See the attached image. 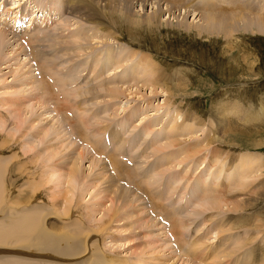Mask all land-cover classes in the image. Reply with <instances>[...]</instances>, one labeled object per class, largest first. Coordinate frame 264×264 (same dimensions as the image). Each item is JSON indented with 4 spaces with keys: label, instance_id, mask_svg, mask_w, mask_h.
Wrapping results in <instances>:
<instances>
[{
    "label": "rangeland",
    "instance_id": "rangeland-1",
    "mask_svg": "<svg viewBox=\"0 0 264 264\" xmlns=\"http://www.w3.org/2000/svg\"><path fill=\"white\" fill-rule=\"evenodd\" d=\"M193 1L194 3L196 2L200 3V6H199L200 9H204L203 5L207 4V2L209 1L212 2V0H193ZM61 4L63 6L62 14L65 17L64 13H66L67 16L69 17L68 18L66 16L68 22H70V20L72 19L75 13L80 11V9L77 6L78 5L77 0L74 3V6H71L72 4L71 3L70 5L66 7L67 5L66 0H61ZM125 6H123V9H125L127 12L129 11L131 15H132V12H134V14H137V16L139 17L141 16L142 18L144 15H142L141 12H145L146 10L149 12L152 6V3L148 7L149 9L147 8V5H146L144 11H141L139 15H138V11H140L143 8L140 1L139 2L137 0L135 1V4H134L135 7L133 6L134 10L131 8L132 6H130V8L128 6L126 7ZM193 15L194 14L189 15L188 21L196 23V20L199 19L200 16L197 17V19L195 20V16ZM172 20L174 22L177 21L176 19L174 20L173 18ZM72 23H76V25L82 24L83 25L82 28H85V29L87 28L86 30L89 31V35L90 33L92 35L95 31L97 36L93 34V36H95L96 39L94 38L90 42L84 40V42L82 41V43L78 42L80 44L77 43L80 46L86 47L84 49L82 47L84 52L82 53L80 52V55L78 52L79 56H76L77 54L73 55V53L69 51L70 52V53L68 52L69 54L65 53L68 56L64 55L63 59H60V60L67 61L69 59L68 60L69 62L67 61L69 63L67 64V66L76 62L77 67L75 68V70L77 71V77L79 79H81L82 77V74L79 68L83 64V62L80 61V59L81 60L85 59V61L90 62V64H94L93 57H103L104 58V56H106L107 53L110 52V54L106 57V59L109 58V61L113 62V66L109 65L108 62L105 60L109 67L107 69V72H104L101 75L93 77V79L90 81H87V79L84 78L82 83H79L78 80H75L77 82H74L62 73L59 75L57 73L53 74L54 73L53 71L51 73L54 79L56 77L57 84L56 83L54 84L55 90L52 87L51 89L55 95H59V94L61 95V99H60V95H59V99L57 96L59 104L65 103V100L69 101V99H72V97H74V99L78 98L77 100H80V101L72 99L73 102L71 103V105L73 106H71L68 109V112H70L71 110L73 111V113H76L77 118H78V123L81 125L86 124L89 127H92V125L97 127V128L92 127L93 129H102V127H107V129L103 133L102 138L104 137L108 139L109 135L112 132H114L116 134V137L111 138L110 140H112L115 144H117L118 148H120L124 153L127 152V142H128L127 139H131V141L133 142L131 143L130 154L132 152L133 153L137 151L140 152V154L137 157L135 156V160H133V162L134 164L140 161L143 162V164L139 166V169L143 171L142 173L144 176L142 179L137 178L138 177L137 173L135 176L132 170L125 163H123V161L120 158H116L118 161L126 165L124 168V171L127 173H130L131 178L128 174L126 175L120 174V176H117V173L112 168L113 166L110 163V160L106 155L108 153H113L114 150H108V148L106 147L107 151H104L105 154L104 153L101 154V157L93 154L94 151L92 150V148L89 147V144L85 145L86 146L85 147L84 143L81 142L77 138V136H75L72 133L73 129L72 130L68 129L69 127L68 123L66 124V122L68 121L60 120L54 116L55 112L51 111L52 106H47L49 108L47 107L45 108L40 107V109L38 108L37 110L39 111V113L40 112L41 113L40 115H38V118L36 116V122H34V124L33 123L31 124L29 120H26L23 122V124L25 123L24 125L22 124L23 127L24 126L32 127L31 130L30 131L28 130L26 134V138L28 137L30 138L31 144L26 145V147L23 145L24 146L23 148L21 146L18 148L16 144L17 142L15 141L16 140L15 137L19 136V131H17L15 135H11V134L8 136L6 135V134H9V131L17 129L16 128L17 123L14 118L15 115L13 112L11 113L10 111L12 109H15L16 107L14 104L15 102H19L22 100L23 105L27 104V101L24 99V94L29 95V92L27 93L29 88H27V86L21 83L18 75H14L13 71L20 67L19 68L20 72L21 71L27 72L29 65L28 67L23 68L24 67L23 65L20 66L19 63L15 62L13 59L9 60V58H6L4 60H0V98H1L0 99V114L2 116L4 115L3 116L4 118L0 115V122H1V127H2L0 130V135L1 136L6 135L7 137V138L5 137L6 140L9 139V141L5 143L9 145L5 147L6 153L2 155L3 156L15 155V158H16V159L13 158L14 161L8 166V169H7V172L8 171L9 172L8 173L6 172V175H5L6 179L8 180L6 183V190H5L6 194H5L4 203H6V201H9L10 205H12V208L14 209L12 213L8 215V217H6V214L0 212V222H1L0 230L1 228L3 229L0 231V234L4 235L9 230L11 231L9 232L10 235L8 234L9 238L6 239L7 242L4 243V245L0 244V261H3V260L6 261L9 259L15 260L16 258H14V256H16L18 259L22 260L23 262H26L27 264H37V262L35 261H38L39 259H41V256H43L44 254L47 255L50 253L49 254L50 256L53 255L57 257L59 256L57 253L58 250H56L57 247L64 246V244H67V243L71 244L70 242L74 240L80 241L79 240L80 238L82 239L81 241H83L85 240L84 239L85 233L89 230L90 231L93 230L91 234L92 237H90V241L93 243H90V241L89 242L87 241V243L85 242V246H87V249L85 250V253L83 256L84 259L81 258L79 259L80 261H84L90 256V251L93 249V247L94 249L96 248L98 251L102 249L103 247V249L100 250L101 253L100 251L98 252L96 249L95 250L93 249L92 251H95V255H100V257H103V258L106 256L112 257L114 260L113 264H138V262L139 264H156V263L162 264L163 262L170 263V262H173V260H176V258L178 257L181 258L183 256V253H186L184 251L182 252V249L178 247L177 243H175L177 241H174V240H177L176 239L177 236L175 234H172L171 230L169 229V227L173 226L174 220L178 222V224L180 222L179 225H182V222L184 221L183 218L185 217L184 219L185 220L187 219V222H186V226L182 229L184 233L179 235L181 239L184 240V242H182L183 243L182 245L185 248H187V246H185V242H188L189 244L190 241L191 242L193 241L192 239H194L195 237L198 238V236H201L203 231L208 234V235L206 234L208 237L209 236L210 238L214 237L215 236L214 232H216L215 229L218 228L223 231L221 233L223 237L221 239L212 238L206 244L209 247L212 245V251L217 249V250H225L227 253H233L234 255H232V259L235 260L236 262L239 261L238 264H254V263L264 264V249H263L264 248V234L258 233L259 235L256 236L255 238L256 240L253 241L250 244V246L249 245L247 247L242 246L243 240H241V242L239 241L240 239L245 238V236H247V233L242 228L233 229L232 224L236 220H241L245 217H248L250 210L248 211L245 210L243 213V210L240 208L242 206H240L239 208H236L231 203L234 196H237L238 198L240 197L239 198L240 202H245L244 198L246 197L245 194L247 192V188H246L247 186L245 185V183L248 182V180L249 181L256 180L254 183L257 184L261 180V178L264 179V169H263L264 168V120H263L264 119V115H263L264 114V33H261V34L254 33L253 34L252 32L245 31V32H239L236 35H231L229 42H231L230 44L232 47L229 48L230 47L229 44H227V42L225 41L222 35H219V36L214 35L213 37H210V38L200 37L195 30L185 31L183 29H178V28L174 29L171 26H168L170 25L169 23L164 22L163 24L164 26L162 27L163 28L162 32L153 34L151 38L148 35V37L145 40L144 39L141 40L140 42L141 46L140 44H136V43L134 44V42H133L134 45L131 46V42L129 41H132L133 39H131L130 33L125 31L123 27L119 26L117 28L119 29V33L122 34V40L114 41L107 34L109 30L107 31L106 29H102V28L97 29V25L95 24L89 23L87 21L83 22L81 21V19L79 20L75 19V21H73ZM90 24L93 27H91ZM65 27L67 28V26ZM71 28L76 29V27H73L72 25H71ZM104 30L106 31V33ZM65 33L67 32L64 29L62 36H64ZM8 35H9V38L12 37V42L15 40L16 41L15 43H19L16 39H14V36L10 35L9 32H8ZM123 35L125 37H123ZM100 37L101 38L103 37V39H101ZM59 39H60L59 42H61L62 38H59ZM45 42L46 40H44V43ZM55 43L57 44L58 42L53 41L52 44L49 43L46 46L48 47L47 51L45 52L46 55L51 53L53 48L57 47L55 46L56 45ZM41 47L44 48L43 45ZM92 47H96V48L92 50ZM225 47L229 49H225ZM57 48L60 51L59 55H62L63 51L60 50L59 46ZM117 49L119 51L115 52L117 51ZM59 51H56V52L58 53ZM136 51L137 53L148 54L149 55L147 58L148 60H153L154 63L163 65L164 71H162L161 69L160 74L163 75L165 73L167 78L166 77L160 78L161 76H159L158 73H156V76L159 82L158 83L159 86H162V88H164L165 91H162L161 87L158 89H154L155 87L152 86L151 83H147V82L145 83L146 79H144L145 78L144 76L140 75L141 77L139 76L135 77L137 80L133 79L134 78L133 75H135V72H136V64L139 61L136 55H133L135 54ZM131 52L133 53L132 54L133 57H131V55H127ZM111 53L114 54V56L111 55ZM22 57L24 59V56ZM117 57H118V61H120L121 59L119 63L115 61V58L117 59ZM71 58H74V59H71ZM24 62L26 63V61ZM13 67H16V68H13ZM129 68H131V72L130 70H128ZM142 68L144 67L140 66L139 71ZM31 69L29 73L30 77L32 74H33L32 76L37 77L38 73L36 74V68L33 67ZM179 71L180 72L182 71L179 77L175 76ZM184 72H186V74L190 76V80H192V83H189V85H187V83H184L183 81H180L181 79L180 77L182 73ZM165 74L163 76H165ZM28 75L26 77H29ZM151 76L154 78L153 73L151 74ZM159 79L161 80L159 81ZM65 82H68L69 85H66ZM175 84L178 86H176ZM128 86L129 87L131 86L132 89L131 90L130 88L126 89V87ZM98 87L99 89L97 90ZM108 88H114V89L121 88L122 92L118 93L119 95L116 94L118 95V98H117L116 95L114 94V91H110ZM39 90L41 89H37V92H40ZM4 91H6L7 93H5ZM131 92H133L134 94H132ZM110 93L114 95L115 98L111 97ZM62 94H65V96ZM81 100L84 102H81ZM88 100L90 101L93 100L94 104H96L97 102L99 103H97L96 105L92 104V106L89 108V104L87 103ZM80 102H81V105L83 104L82 110L86 109L85 112L74 110L75 107L76 108L79 107L81 110V106H79ZM235 103H237L239 106H241V104L243 105V107L241 106L243 110L241 114L236 109ZM8 104H11L10 105L11 107H8L9 106ZM75 104H78V105H75ZM20 107L21 106L17 108L18 111L22 110ZM247 107L248 108L250 107L251 110L248 109ZM93 108H97L99 112H97L95 114V117L91 119V114H92V111L94 110ZM8 114L9 115L12 114V115L8 116ZM193 114H195V116ZM29 117H31V115ZM43 117L45 119L46 118L47 119L49 118V119L48 120L46 119L47 120L46 121V120H43L44 119ZM51 119L56 120V122L54 120L51 121ZM48 121L50 122V124H48L49 123ZM27 122L30 124H28ZM57 122H59L60 124ZM35 123L37 126L35 125ZM54 123H57V127H59V131L61 132L59 133L58 131L59 135L58 133L56 135L55 134L53 135V131H52L53 128H50L51 126L55 125ZM43 124L44 125L46 124V125L44 126ZM177 124L181 125L182 127L179 130H177L178 128L173 130L172 128ZM218 124H220V127ZM47 125L49 126L50 131H46L48 128ZM129 125L131 126V131H136L138 135L143 136L144 140L140 142V145H139V141H136L135 138H132L133 134L130 131L128 132L127 127H129ZM33 127H34V130H32ZM41 127H43L42 130H40ZM44 127H47L46 130ZM51 131H52V134H51ZM215 131L216 133L218 132L217 135ZM223 131H226V132H223ZM32 132L36 133V135L33 137L34 139L30 137L32 136ZM57 135L60 136V138L57 137ZM1 136H0V144L2 143V139H3V136L2 137ZM54 136H56L57 139ZM215 136H219L220 137L219 139L223 140V143H222L223 146H221L222 149L221 151H219L221 153L219 154L218 152V155H220V157L219 158L212 157L211 159V155L213 156L210 150L212 146H208V145L212 144V142L215 143V141L217 140ZM50 140L51 141L53 140L54 142H51ZM62 140H65V141H62ZM180 140L181 141L184 140L186 142L183 141L181 144ZM176 142L179 144H175ZM230 142L231 144L229 145ZM34 143L37 146V147L34 146L36 147V150L38 149L37 151L35 150L34 147H32ZM59 143L61 147L57 146ZM71 143H73V146L67 145ZM168 143H170V145ZM164 144H166L165 146L168 148L166 147L163 148ZM65 145H67V147ZM70 146L72 150H70ZM157 147L160 148V151L158 150ZM197 147L199 148V150L202 148L201 151H199ZM24 148H28V149H24ZM154 148L155 150H153ZM195 148L196 150L199 151V154L197 155L192 154L193 153L192 150L195 153L197 152L195 151ZM81 149H83L84 156L86 157H84L85 161L84 160L82 162L80 161V163L78 164L79 165L78 173L81 175V177H79L78 180L80 182L81 181L80 178H81L83 179V182H80V184L79 182H76L77 185L75 184V187L73 188L74 190L73 193L75 195H73L72 201L68 202L66 201V198L64 197L65 196L70 197L72 193L68 195H66L67 193H65V189L68 186V176L66 175L65 172H68V170L70 169V168L68 169V165L71 166L74 163L75 161L74 156H76L78 154V150H81ZM53 150L54 151L56 150L55 153ZM12 151L17 154H14ZM189 151L193 156L187 153ZM27 152L30 154H27ZM38 152L39 153L41 152V155L43 158H40L41 156L40 154H39L40 156L39 155L36 156ZM42 152H44V154ZM73 152H77V153H73ZM152 152H155V153L153 154ZM155 154H158V155L154 156ZM43 155L45 157H47L46 155L50 157L51 156H54V157L53 159L49 157L50 158L49 161L46 160L44 162L43 160L42 164L43 163L44 164L43 166H41L39 162L37 164V161H39V158L40 160L46 159ZM63 155L64 157L66 155L65 163L63 161L64 160ZM27 156H29L30 158ZM123 156L128 158V156H125V155ZM183 156H185V158ZM87 157L88 159H86ZM244 157L247 159L248 158L251 159V161L253 162V165L252 167L248 168V170H244L243 168H240L239 170V167L241 165L240 163L244 159ZM70 158L71 160H69ZM24 159H26L27 162ZM27 159L29 161L31 159V161L28 162ZM32 159L34 162L32 161ZM258 160L263 161L262 162L263 166L260 165L259 167ZM98 161L99 162L101 161V162L99 163ZM31 162L37 165L32 164ZM214 162L215 164H211ZM16 163L18 164L16 165ZM50 163L52 167L50 166ZM149 163H150V166L148 167ZM63 164H65V166ZM94 164L95 166L97 165V167H95ZM57 165H58V168H57ZM33 166L39 169H36L35 167L34 169ZM65 167L67 168V170L62 171V169L63 170L66 169ZM52 168H54L53 174L55 176H52V174H50L52 173L51 172ZM55 168L57 169L60 168V169L57 170ZM90 169L91 170L93 169V170L91 171ZM161 169L162 170L165 169V175L163 176L164 174L163 173L159 175L158 177L155 171L161 170ZM237 169L241 171V175L243 174L247 175L245 179L240 178L241 175L238 174L239 171H237L238 173L235 172ZM33 170L35 172H33ZM90 173L92 174L91 176L94 178L90 176ZM42 174L47 176V180H46V177H43V176L40 177ZM109 175L114 176L115 180L113 184L108 183L109 181H111V179H109L110 177ZM33 176L35 177L37 176L36 178H34L35 181L32 180ZM182 176H185V177L183 178ZM25 179H27L26 181H28V179L29 181L31 180L32 183L29 181L26 182ZM131 180H138V182L143 187H148V188L150 187L149 189H151L152 191H150V194L148 193L149 196L151 197L152 195H155V201H154L155 204L159 206L163 205L162 210L164 211H160L159 213V211L154 207V205H152V202L150 201L147 193L144 194V192H141L140 189H138L133 184H131L130 183ZM14 181L18 183L16 184ZM97 181L99 183H97ZM222 182L225 185L226 183H229L230 185L228 184L229 185L228 187L226 186L225 188H223L221 187L223 184ZM129 183L133 185V188L138 190V191L137 190L135 191L129 188L132 190L131 192H133L135 195L137 194L136 197L138 199V202L136 201L137 203L135 204L129 203L128 201H126L127 203L124 202V200H128V198H130V196H126L125 194L126 192L125 190H129L128 189ZM9 185H12L13 187L12 186L10 187ZM22 186L24 188L23 192L27 190L25 192L27 195V198H24L26 197V195L23 196L24 193L22 194L21 193L22 190L19 189V187L22 188ZM35 186L39 190V192L37 191V189L32 190ZM96 186L97 188H95ZM189 186L190 187L192 186L190 190L191 195L190 197H188L186 202L183 204L182 210L180 211L178 209V206L182 205L180 204V202L181 200L185 198L186 196L185 194L188 192L187 188H189ZM17 188L21 192H19ZM167 188H169V190L173 191L174 193L180 192V196L177 197V201L173 203L169 202L171 197L169 198L166 196L172 193H169V190ZM209 188H210V192H209ZM216 188H218L217 189L218 192ZM161 189H163L164 191ZM9 191L11 193H9ZM213 191L214 192L216 191V192L214 193ZM219 192L226 193L225 194L227 196L226 198H228L229 200L227 203L220 201L221 199L219 197L220 196ZM12 193L15 195L13 196ZM19 193L22 195L19 196ZM100 193L102 194V196ZM121 193H123L122 195L123 198L121 197ZM9 194H10L11 199L8 198ZM59 194H62V195H59ZM50 195L52 196V199L55 201V203H53L52 199L50 200V197H51ZM113 195H115L116 197L120 199V200L117 199L118 202L117 203L115 202L114 204H112L110 201L111 199L110 197ZM156 195L159 198L156 197ZM257 195L264 199V190L261 193H258ZM17 196L20 199L16 200L15 198H18ZM97 196L101 197V200ZM59 197H60V200L62 198L64 201L61 200L62 202H58L60 201L58 200ZM199 197L200 198L202 197L204 201L203 200L201 201ZM30 198H31V201H30ZM13 200H15L16 203H14ZM41 201L44 202L42 203L43 205L38 204V203H41ZM141 201H143L145 206L143 205ZM261 201L262 200L259 198V202ZM17 202L20 204L18 205ZM21 203H23V205H21ZM25 203L27 204L30 203V205L32 206H29ZM31 203L38 204L39 206L45 207V210L49 208L47 211L44 210L45 213L42 212L43 215L41 214V219H42L41 225H40V221L38 223L35 222V226H37L36 228H38V231L37 229L34 228L35 227L34 225L26 228L27 225L29 224H25L24 229L20 227L21 221L19 220V217L22 215V213L18 214L17 211L23 210L24 208H29V207L32 208V207L37 206ZM211 203L212 204L214 203V204L212 205ZM24 204L25 206L27 205L28 207L27 206L24 207ZM116 204H118L120 208L118 207V205L116 208ZM200 204L202 207L200 206ZM219 204L220 206H218ZM47 205H49V207ZM50 205L52 206L51 207L52 209L50 208ZM126 205H131L129 206V208L130 207L131 208L129 209ZM110 206L112 207L111 213H109L111 210ZM133 206H134V209L132 208ZM143 206L144 208L142 209L141 207ZM53 207L54 208L57 207L58 209L55 208V210H53ZM172 208H174V210H172ZM199 208H201L202 211ZM166 209L169 212H167ZM194 209L195 211H198V213L193 214V215L189 214L192 211H194ZM235 209H237L238 212L239 211L241 212L236 213L237 211ZM130 210L133 212V214ZM114 211L115 212L117 211L115 215L113 214ZM170 211L173 213L174 215L173 217L169 214ZM56 212H58V214ZM137 213L141 215H138ZM83 214L85 215L83 216ZM161 214L163 215L166 214V217L165 216L163 217V215ZM144 215H146L148 218ZM122 216H124V218H122ZM108 218L111 219L110 222L107 221ZM152 218H153V221H151ZM103 221L106 223V225L109 224V226L105 227L106 229H103L104 226H106L103 224L104 223ZM43 222H46V224H48L49 226L47 227V225ZM138 222H143V223L147 222L148 224L144 223L143 225L144 226L149 225L150 227H144L142 225L143 229H141L142 223H140L139 225ZM205 222H207L208 224H206ZM135 223L136 224L138 223L140 228L137 225H135ZM37 224L39 225V227L42 226L43 229H45V227L47 229L45 231H41L40 229L41 227L39 228ZM42 224H44V227ZM50 225H53V227ZM79 225H82V227ZM133 226L134 227L137 226V227H135L134 229ZM110 227L112 228L110 229ZM124 228L125 229L128 228L131 230H128L129 231L128 232L127 230H123ZM137 228L139 230L136 231ZM208 228H213V231L211 229V232H208L209 230ZM48 229L50 230L49 234H47ZM117 229L119 231H117ZM121 229L124 232L121 231ZM50 232H52V234H50ZM57 232H59V234ZM26 234L28 238L26 237ZM254 234H256V232H252L251 236H253ZM42 235H45L46 237L48 236L49 239L47 240V242L50 241V243H46V240L42 241L40 237ZM11 236H13L12 239L10 238ZM21 236L23 237L20 238ZM98 237L100 238L102 237L104 239L102 240L101 238L100 240V238L98 239ZM40 241L42 242L41 244L39 243ZM102 241L105 243V245L104 243H100ZM59 242L61 243L58 244ZM94 242H97L98 244ZM210 242H213L214 244L209 245ZM89 243L93 246L91 245L88 246ZM99 243L101 246L102 245L103 246L102 247L99 246ZM152 245L155 246L154 249ZM98 246L101 248H99ZM191 246L197 248L193 244ZM3 250H5V252ZM197 252H198V256H197L198 259L197 261L194 262L195 264H204L205 261H206L205 264H208V263L211 264L210 260L212 256L207 255L208 254L207 250L206 251L204 250L201 252L197 251ZM25 253L28 255H26ZM255 253L258 256L257 259L256 258L253 259L251 257V255H255ZM9 254H12L14 256H6ZM9 257H12V258H9ZM166 257H168V259H166ZM192 258L193 257L191 256V258L187 260H191ZM218 260L221 261V255H219L217 259L215 258V261H218ZM38 262H40V264H43L41 261H38ZM75 263H78V262H75ZM50 264H53V263H50Z\"/></svg>",
    "mask_w": 264,
    "mask_h": 264
},
{
    "label": "bare ground",
    "instance_id": "bare-ground-1",
    "mask_svg": "<svg viewBox=\"0 0 264 264\" xmlns=\"http://www.w3.org/2000/svg\"><path fill=\"white\" fill-rule=\"evenodd\" d=\"M40 2H43L44 0H39ZM51 1H54L55 3H57V4H59V6H60V9H59V11L61 10V8H62V4H61V0H51ZM135 1L136 0H77V6H78V8L80 9V11H78L77 13H75L74 15H73V17H72V19L70 20V22H68L67 21V18L66 17H64V15L62 14V18H64V19H62L61 20V23H63V28L66 30V32L67 33H65L64 34V36H61L60 38H62L61 39V42H58L55 46H59V48H60V50H62L63 51V54H62V59H63V56L65 55V56H68V55H66L65 53H67V54H69L70 52L69 51H71V53H73V55H75V54H77L76 56H79L80 55V52L82 53V52H84V48H86V47H83V46H80V45H78V44H80V43H78V42H81L82 43V41L84 42V40H86V41H88V42H90L92 39H96V37L95 36H97V34H96V32L94 31V35L95 36H93V34L91 35V33H90V35H89V31H87L85 28H82V24H77L76 25V23H72L73 21H75V19L77 20H79V19H81V21H87V22H89V23H92V24H95V25H97V29H106L108 32H107V34H108V36L109 37H111L112 38V40H114V41H119V40H122V34L121 33H119V29H117L119 26L120 27H123V29L125 30V31H127L128 33H130V36H131V39H133L132 41H129V42H131V46H133L135 43L136 44H140V46H141V40H145L147 37H148V35L150 36V38H151V36L153 35V34H156V33H158V32H162V27L164 26L163 24H164V22H167V23H169L170 25H168V26H171L172 28H178V29H183V30H185V31H191V30H195L197 33H198V35L200 36V37H213L214 35H217V36H219V35H222L223 37H224V39H225V41L227 42V44H229V48H231L232 46H231V42H229L230 41V36L231 35H236V34H238L239 32H252L253 34L254 33H259V34H261V33H264V0H212V2L211 1H209V2H207V4H205V5H203V7H204V9H200L199 8V6H200V3H198V2H196V3H194V1L193 0H137L138 2L140 1L141 2V4H142V6H143V10L141 9H139L140 11H138V15H139V13L141 12V11H144V9H145V7H146V5H147V8L149 7V5L152 3V6H151V8H150V11L148 12L147 10L145 11V12H141L142 13V15H144L142 18H141V16L139 17V16H137V14H134V12H132V15L130 14V12L128 11H126L125 9H123V6H128L129 8H130V6H132L131 8L133 9V6H134V4H135ZM66 2H67V5H66V7L68 6V5H70L71 3V6H74V3L76 2V0H66ZM125 6V7H126ZM135 7V6H134ZM136 9V8H135ZM149 9V8H148ZM134 10V9H133ZM137 12V11H136ZM196 12H198V13H196ZM191 14H194L193 16H195V20L197 19V17H199L200 16V18L199 19H197L196 20V23H194V22H190V21H188V17H189V15H191ZM77 15V16H76ZM1 17V16H0ZM5 17L6 16H2L0 19H2V20H4L5 19ZM182 17V18H181ZM69 18V17H68ZM172 18L175 20H177L176 22H174L173 20H172ZM68 23H67V22ZM86 23V22H85ZM116 23V24H115ZM66 24V25H65ZM88 24V23H87ZM71 25L73 26V27H76V29L75 28H71ZM65 26H67V28L65 27ZM79 26V27H78ZM85 26H87V25H85ZM89 26V25H88ZM90 26H91V24H90ZM117 26V27H116ZM91 27H93V26H91ZM166 27V26H165ZM101 31V30H100ZM105 31V30H104ZM103 32V31H102ZM105 33H106V31H105ZM101 34V33H100ZM119 34V35H118ZM11 35V34H10ZM104 35V34H103ZM102 36V35H101ZM107 36V35H106ZM99 37V36H98ZM123 37H125L124 35H123ZM101 38V37H100ZM130 38V37H129ZM101 39H103V37L101 38ZM17 40V39H16ZM16 41L14 40L13 42H12V37H10L9 38V35H8V32H6L5 30L4 31H2V30H0V60H4V59H6V58H9V60H11V59H13L15 62H18L19 63V65L21 66V65H23L24 67L23 68H26V67H28V65H29V67H28V71L27 72H24V71H21L20 72V67L19 68H17V69H15L14 71H13V73H14V75H18V77H19V79H20V81H21V83L22 84H24L25 86H27V88H29L28 89V91H27V93L29 92V95L28 94H24V99L27 101V104H25V105H23L22 104V100L21 101H19V102H15L14 104H15V109H12L10 112L12 113H14V115H15V120H16V128L17 129H14V130H11V131H9V134H6L7 136L8 135H15L16 134V132L17 131H19V136L17 137H15L16 138V144H17V146H18V148L21 146L22 148L25 146L26 147V145H29V144H31V141H30V138L28 137V138H26V134H27V131L29 130H31V128L32 127H29V126H22V124H23V122L24 121H26V120H29V122L32 124H34V122H36V116H37V118H38V115H40V113H39V111L37 110L38 108L40 109V107H43V108H45V107H47V106H52V108H51V111L52 112H55V114H54V116L56 117V118H58V119H60V120H63V121H68V122H66V124L68 123V129H73L72 130V133L75 135V136H77V138L81 141V142H83L84 143V146L85 145H87V144H89V147L90 148H92V150L94 151L93 152V154H95V155H98V156H100L101 157V154H103L104 153V151H107L106 150V144H105V142H109V140L111 139V138H115L116 137V134L114 133V132H112L110 135H109V137H108V139H106V138H102V136H103V133H104V131L107 129V127H102V129H93L92 127H89L88 125H86V124H79L78 122H76V121H74L73 120V118L71 117V116H68L67 115V113L65 112V110H64V104L66 103V101H68V100H65V98H64V100H65V103H63V104H59V102H58V99H59V95H55L54 93H53V91H52V89H51V87H50V85L47 83V81H46V79H44V70H45V68H43L44 70H43V73H41V71H42V65H39V66H35V65H33L32 63H30V60H29V58L30 57H32L33 58V56H31V54L29 53V52H27V50L25 49V47L23 46V44L22 43H15ZM55 42V41H54ZM133 42H134V44H133ZM13 43H15V44H13ZM78 43V44H77ZM86 43V42H85ZM130 44V43H129ZM226 44V45H227ZM83 45V44H82ZM92 45V44H91ZM90 45V46H91ZM55 46H53V47H55ZM228 46V45H227ZM82 47H83V49H82ZM50 48V47H49ZM96 47H92V50L93 49H95ZM229 48H227V47H225V49H229ZM73 50V51H72ZM86 50V49H85ZM50 51V50H49ZM57 51H59V50H57ZM61 51V52H62ZM69 52V53H68ZM78 52H79V55H78ZM139 52V51H138ZM52 53H56V54H60V51L57 53L56 51L55 52H51V54ZM44 54V53H43ZM133 53L131 52V53H129V54H127V55H131V57H133V55H136V57H137V59L139 60L138 61V63L136 64V72H135V75H133L134 76V78L133 79H136L135 77H137V76H139V77H141V76H144L145 78L144 79H146V81H145V83L147 82V83H151V85L152 86H154L155 88L154 89H158V88H160L161 87V89H162V91H165L164 90V88H162V86H159V82H158V79H157V76H156V73H158V75L159 76H161L160 78H162V77H166L167 78V76H166V74H165V76H163V75H161L160 73V70L162 69V71H164V69H163V65H161V64H158V63H154L153 62V60H148L147 58H148V54H144V53H137V51L135 52V54H133ZM120 55H122V54H120ZM22 56H24V59H23V57ZM53 57H55L54 55H53ZM82 57V56H81ZM122 57V56H121ZM120 57V58H121ZM123 58V57H122ZM71 59H74V58H71ZM70 59V60H71ZM69 60V59H68ZM67 60V61H68ZM24 61H26V63L24 62ZM40 61H43V59L41 58V57H38V59H37V61H35L36 63L37 62H40ZM98 62L96 63V64H99V63H101V61L102 60H97ZM115 61L117 62V63H119L120 61H121V59H120V61H118V57H117V59L115 58ZM235 61H237V60H235ZM7 62V61H6ZM11 62V61H10ZM69 62V61H68ZM9 63V62H8ZM117 63H115V64H117ZM3 64V63H2ZM7 64V63H6ZM67 64H69V63H67ZM4 65V64H3ZM126 65V64H125ZM119 66H121V65H119ZM118 66V67H119ZM140 66H142V67H144V68H142V69H140V71H139V67ZM17 67V66H16ZM16 67H13V68H16ZM33 67H35L36 68V70L37 69H41V70H39V73H41L40 75L38 74V76L36 77V76H32L31 75V77H30V69L31 68H33ZM22 68V67H21ZM21 70H23V69H21ZM32 70V69H31ZM220 70V69H219ZM21 73H19V72ZM139 71V72H138ZM33 72V71H32ZM182 72V71H181ZM180 71L175 75V76H177V77H179V75H180V73H181ZM34 73V72H33ZM128 73V72H127ZM153 73V76H154V78L151 76V74ZM166 73H168V72H166ZM29 74V75H28ZM29 76V77H26V76ZM101 75V74H100ZM141 75V76H140ZM35 77V78H34ZM181 79H180V81H183L184 83H187V85H189V83H192V80H190V76L189 75H187L186 74V72H184V73H182V75H181V77H180ZM70 79V78H69ZM132 79V80H133ZM137 80V79H136ZM161 79H159V81H160ZM64 81V80H63ZM65 81H67V80H65ZM57 82V81H56ZM72 82V81H71ZM66 83V85H69L68 84V82H65ZM57 84V83H56ZM158 85V86H157ZM176 85V84H175ZM185 85V84H184ZM118 86V85H117ZM123 86V85H122ZM176 86H178V85H176ZM10 87V86H9ZM12 87V86H11ZM21 87V86H20ZM23 87V86H22ZM172 87V86H171ZM185 87V86H184ZM187 87V86H186ZM63 88H65V87H63ZM116 88V87H115ZM130 88V90L132 89V87L130 86H128V87H126V89H129ZM37 89H41V90H39L40 92H37ZM110 91H114V94L116 95V94H118V93H121L122 91V89L121 88H118V89H114V88H108ZM16 90V89H15ZM23 90H25V89H23ZM174 90V89H173ZM184 90V89H183ZM77 91H79V90H77ZM157 91V90H156ZM5 93H7L6 91H4ZM13 92V91H12ZM66 92V91H65ZM64 92V93H65ZM67 92H68V90H67ZM70 92V91H69ZM140 92V91H139ZM178 92V91H177ZM245 92V91H244ZM14 93V92H13ZM79 93V92H78ZM108 93V92H107ZM128 93V92H127ZM132 94H134L133 92H131ZM130 93V94H131ZM169 93V92H168ZM4 94V93H3ZM67 94V93H66ZM129 94V95H130ZM171 94V93H170ZM62 95H64L65 96V94H62ZM109 95V94H108ZM110 95H111V97H113V98H115V96L114 95H112L111 93H110ZM109 95V96H110ZM119 95V94H118ZM118 95H116V97L118 98ZM125 95V94H124ZM22 96V95H21ZM57 96H58V99H57ZM64 96H62V97H64ZM68 97V96H67ZM17 98V97H16ZM1 99V98H0ZM9 99V98H8ZM69 99V98H68ZM70 100H72V99H69V101ZM13 101V100H12ZM15 101V100H14ZM8 102V101H7ZM23 103H25V102H23ZM96 103V102H95ZM97 103H99V102H97ZM96 103V104H97ZM223 103V102H222ZM12 104H13V102H12ZM96 104H94V105H96ZM221 104V103H220ZM9 106L8 107H11L10 105L11 104H8ZM75 105H78V104H75ZM13 106V105H12ZM19 106H21L20 108L22 109V110H20V111H18L17 110V108L19 107ZM71 106H73V105H71L70 104V106H69V108L71 107ZM80 106V105H79ZM235 106H236V109L238 110V112L241 114V112L243 111L242 110V108H241V106L243 107V105L241 104V106H239L237 103H235ZM245 107V106H244ZM42 108V109H43ZM47 108H49V107H47ZM74 108V107H73ZM246 108V107H245ZM248 108V107H247ZM41 109V110H42ZM248 109H250L251 110V108L249 107ZM8 110V109H7ZM10 110V109H9ZM50 110V109H49ZM74 110H76V111H82V112H85L86 111V109H84V110H80V108L78 107V108H76L75 107V109ZM3 111H5V110H3ZM38 111V112H37ZM46 111H47V109H46ZM67 111H68V109H67ZM39 113V114H38ZM49 113H50V111H49ZM232 113V112H231ZM43 114V113H42ZM47 114V113H46ZM115 114V113H114ZM1 115V114H0ZM10 115H12V114H10ZM9 114H8V116H10ZM31 115V117H29ZM194 116H195V114H193ZM243 115V114H242ZM264 115V114H263ZM2 116V115H1ZM4 116V115H3ZM2 116V117H3ZM33 117H35V118H33ZM44 117H46V116H44ZM43 117V118H44ZM253 117H255V116H253ZM4 118V117H3ZM9 118V117H8ZM41 118V117H40ZM52 118V117H51ZM236 118H238V117H236ZM235 118V119H236ZM260 118V117H259ZM47 119V118H46ZM45 118L43 119V120H46ZM49 119V118H48ZM47 119V120H48ZM55 119V118H54ZM54 119H51V121H53ZM254 119V118H253ZM3 120V119H2ZM41 120V119H40ZM46 120V121H47ZM113 120V119H112ZM237 120V119H236ZM256 120V119H255ZM264 120V119H263ZM38 121V120H37ZM55 122H56V120H54ZM243 121V120H242ZM40 122V121H39ZM49 122V121H48ZM219 122H220V120H219ZM28 123V122H27ZM30 123H28V124H30ZM42 123V122H41ZM40 123V124H41ZM52 123V122H51ZM57 123H59V122H57ZM57 123H54L55 125L54 126H51L50 128H53V135L55 134H57L58 133V131H59V127H57ZM244 123V122H243ZM242 123V124H243ZM253 123H255V122H253ZM262 123V122H261ZM25 124V123H24ZM23 124V125H24ZM39 124V123H38ZM48 124H50V122L48 123ZM60 124V123H59ZM239 124V123H238ZM5 125V124H4ZM35 125H36V123H35ZM44 125V124H43ZM46 125V124H45ZM44 125V126H45ZM52 125V124H51ZM62 125V124H61ZM86 125V126H85ZM219 125V127H220V124H218ZM37 126V125H36ZM38 126H40V125H38ZM48 126V125H47ZM65 126H67V125H65ZM72 128H71V127ZM113 126V125H112ZM174 126V125H173ZM23 127V128H22ZM167 127V126H166ZM172 127V126H171ZM182 126L181 125H175L172 129L173 130H175L176 128H178L177 130H179L180 128H181ZM1 122H0V130H1ZM15 128V127H14ZM45 128V130H46V128L47 127H44ZM48 128H49V126H48ZM48 128H47V130L46 131H50V128H49V130H48ZM9 129V128H8ZM43 129V127H41V129L40 130H42ZM234 129V128H233ZM32 130H34V127H33V129ZM65 130V129H64ZM228 130V129H227ZM6 131V130H5ZM52 131H51V134H52ZM108 131V130H107ZM231 131V130H230ZM62 132H63V130H62ZM223 132H226V131H223ZM235 132V131H234ZM59 133H61L60 131H59ZM59 133H58V135H59ZM113 133H114V135H113ZM170 133V132H169ZM215 133H216V131H215ZM214 133V134H215ZM218 133V132H217ZM217 133H216V135H217ZM146 134V133H145ZM224 134V133H223ZM6 135L4 136V135H2L3 136V139H2V146H1V144H0V212H2V213H4V214H6V217H8V215L10 214V213H12V211H13V209L14 208H12V205H10V203H9V201H6V203H4L5 202V194H6V183H7V180L8 179H6V172H7V169H8V166L14 161L13 160V158L14 159H16L15 158V155H7V156H3L2 154H4V153H6V149H5V147H7V145L8 144H5L6 142H8L9 141V139L8 140H6ZM36 135V133H34V132H32V136H30L31 138H33L34 136ZM57 135V137H59L60 138V136H58ZM175 135V134H174ZM1 136V135H0ZM1 136V137H2ZM191 136V135H190ZM6 137V138H5ZM53 137V136H52ZM55 138H56V136H54ZM216 138H217V140L215 141V143L214 142H212V144H210V145H208V146H212L211 147V152H212V154H213V156L211 155V159H212V157H215V158H219L220 157V155H218V152L219 151H221V146H223L222 145V143H223V140L222 139H219L220 137L219 136H215ZM19 138V139H18ZM51 138V137H50ZM181 138V137H180ZM215 138V139H216ZM229 138V137H228ZM227 138V139H228ZM34 139V138H33ZM57 139V138H56ZM62 139V138H61ZM11 140V139H10ZM48 140V139H47ZM68 140V139H67ZM66 140V141H67ZM232 140V139H231ZM13 141H14V139H13ZM51 141V140H50ZM62 141H65V140H62ZM105 141V142H104ZM176 141V140H175ZM174 141V142H175ZM181 141V140H180ZM184 140H182L181 141V144H182V142H183ZM191 141V140H190ZM51 142H54L53 140L51 141ZM172 142V141H171ZM179 142V141H178ZM184 142H186V141H184ZM228 142V141H227ZM77 143V142H76ZM180 143V142H179ZM179 143H175V144H179ZM225 143V142H224ZM52 144V143H51ZM64 144V143H63ZM66 144V143H65ZM156 144V143H155ZM169 145H170V143H168ZM227 144V143H226ZM231 144V142L229 143V145ZM24 145V146H23ZM49 145V144H48ZM67 145H72L73 146V143H71V144H67ZM67 145H65L66 147H67ZM74 145H75V143H74ZM157 145V144H156ZM166 144H164L163 145V148H165L166 146H165ZM168 145V146H169ZM172 145V144H171ZM228 145V144H227ZM238 145V144H237ZM9 146V145H8ZM34 146H36L35 145V143H34V145L32 146V147H34ZM39 146V145H38ZM54 146V145H53ZM57 146H59V147H61L60 146V143L57 145ZM64 146V147H65ZM175 146V145H174ZM236 146V145H235ZM37 147V146H36ZM36 147H34L35 148V150H36ZM51 147V146H50ZM50 147H48V148H50ZM55 147V146H54ZM54 147H53V149H54ZM63 147V146H62ZM86 147V146H85ZM151 147V146H150ZM161 147V146H160ZM11 148V147H10ZM58 148V147H57ZM76 148V147H75ZM80 148V147H79ZM152 148V147H151ZM158 148V147H157ZM162 148V149H163ZM166 148H168V147H166ZM201 148V147H200ZM24 149H28V148H24ZM64 149H66V148H64ZM197 149L199 150V148L197 147ZM202 149V148H201ZM201 149L199 150V151H201ZM38 150V149H37ZM36 150V151H37ZM70 150H72L71 149V146H70ZM74 150V149H73ZM150 150V149H149ZM153 150H155V148L153 149ZM157 150V149H156ZM158 150L160 151V148H158ZM198 150H196V148H195V151H197L196 153L192 150V154L193 155H197V154H199V151ZM226 150V149H225ZM25 151V150H24ZM30 151V150H29ZM54 151V150H53ZM56 151V150H55ZM55 151H54V153H55ZM75 151V150H74ZM77 151V150H76ZM178 151V150H177ZM180 151V150H179ZM13 152V151H12ZM19 152V151H18ZM64 152H65V150H64ZM63 152V153H64ZM72 152V151H71ZM87 152V151H86ZM158 152V151H157ZM14 153V152H13ZM20 153V152H19ZM43 154H44V152H42ZM70 153V152H69ZM73 153H77V152H73ZM153 154L155 153V152H152ZM187 153H189V154H191L190 153V151L189 152H187ZM221 152H219V154H220ZM224 153V152H223ZM14 154H17V153H14ZM26 154V153H25ZM27 154H30V153H28L27 152ZM41 155V152L39 153H37V155L36 156H38V155ZM65 154V153H64ZM88 154V153H87ZM105 154V153H104ZM183 154H184V152H183ZM185 154H186V152H185ZM191 154V155H192ZM22 155V154H21ZM24 155V154H23ZM39 155V156H40ZM50 155V154H49ZM180 155V154H179ZM192 155V156H193ZM215 155V156H214ZM19 156H20V154H19ZM19 156H17V157H19ZM26 156V155H25ZM24 156V157H25ZM44 156V155H43ZM47 157H45L46 159H41L40 160V158H43L42 157V155L40 156V158H39V161H37V164H38V162H39V164L41 165V166H43V164H42V162H43V160H44V162L46 161V160H48L49 161V159L50 158H52L53 159V157L54 156H48V155H46ZM144 156V155H143ZM142 156V157H143ZM181 156V155H180ZM190 156V155H189ZM189 156H188V158H189ZM27 157H29V156H27ZM50 157V158H49ZM61 157V156H60ZM84 157H86V156H84V151H83V149H81V150H78V154L76 155V156H74V158H75V161H74V163L70 166V165H68V172H65L66 173V175L68 176V186L66 187V189H65V193H67L66 195H68V194H70V193H72V195L70 196V197H68V196H65L64 198H66V201H68V202H71L72 201V199H73V195H75L73 192H74V190H73V188L75 187V184H76V182H79V177H81V175L78 173V167H79V163H80V161L82 162L83 160L85 161V158ZM108 158H109V160H110V163L112 164V168L115 170V172L117 173V176H120V174H124V175H126V174H128L129 176H130V178H131V175H130V173H127V172H125L124 171V168H125V166L126 165H124L123 163H121L120 161H118L117 159H116V157H114L113 155H111V154H108V156H107ZM184 158H185V156H183ZM258 157V156H257ZM22 158V157H21ZM30 158V157H29ZM35 158V157H34ZM65 158H66V155H65V157H64V155H63V161H64V163H65ZM69 158V157H68ZM67 158V159H68ZM96 158H98V157H96ZM180 158V157H179ZM195 158V157H194ZM55 159V158H54ZM86 159H88V157L86 158ZM232 159V158H231ZM230 159V160H231ZM263 159V158H262ZM25 161H26V159H24ZM28 160V159H27ZM37 160H38V158H37ZM69 160H71V158L69 159ZM68 160V161H69ZM184 160V159H183ZM182 160V161H183ZM186 160V159H185ZM220 160V159H219ZM17 161V160H16ZM24 161V162H25ZM30 161H31V159H30ZM29 160H28V162H30ZM32 161H33V159H32ZM41 161V162H40ZM47 161V162H48ZM73 161V160H72ZM92 161V160H91ZM93 161H94V159H93ZM259 162H258V165H259V167H260V165H262L263 166V161H261V160H258ZM27 162V161H26ZM25 162V163H26ZM34 162V161H33ZM71 162V161H70ZM97 162V161H96ZM99 162V161H98ZM101 162V161H100ZM99 162V163H100ZM104 162V161H103ZM257 162V161H256ZM32 163V162H31ZM182 163V162H181ZM224 163V162H223ZM18 163H16V165H17ZM24 164V163H23ZM32 164H35V163H32ZM37 164H35V165H37ZM52 164H53V162H52ZM54 164H56V163H54ZM103 164V163H102ZM211 164H215V162L214 163H211ZM241 165H240V167H239V170H240V168H243L244 170H248V168H250V167H252V165H253V162L251 161V159H247V158H245L244 157V159L241 161V163H240ZM22 165V164H21ZM25 165V164H24ZM23 165V166H24ZM46 165V164H45ZM64 166H65V164H63ZM62 165V166H63ZM104 165V164H103ZM108 165V164H107ZM20 166V165H19ZM50 166H51V163H50ZM55 166V165H54ZM53 166V167H54ZM94 166H95V164H94ZM105 166V165H104ZM103 166V167H104ZM238 166V165H237ZM261 166V167H262ZM25 167V166H24ZM35 166H33V168H34ZM38 167V166H37ZM52 167V166H51ZM95 167H97V165L95 166ZM36 168V167H35ZM34 168V169H35ZM57 168H58V165H57ZM57 168H55V169H57ZM66 168V167H65ZM100 168V167H99ZM102 168V167H101ZM236 168V167H235ZM263 168V167H262ZM36 169H39V168H36ZM60 169V168H59ZM59 169H57V170H59ZM167 169V168H166ZM264 169V168H263ZM19 170V169H18ZM17 170V171H18ZM21 170V169H20ZM41 170V169H40ZM54 168H52L51 169V172L52 173H50V174H52V176H55L53 173H54ZM67 170V168L65 169V170H63L62 169V171H66ZM91 170V169H90ZM93 170V169H92ZM91 170V171H92ZM99 170V169H98ZM102 170V169H101ZM104 170H105V168H104ZM232 170V169H231ZM234 170V169H233ZM238 169L235 171V172H237V171H239ZM37 171V170H36ZM43 171V170H42ZM90 171V172H91ZM153 171V170H152ZM158 171H160V172H158ZM9 172V171H8ZM7 172V173H8ZM11 172V171H10ZM33 172H35L34 170H33ZM81 172H83V171H81ZM89 172V171H88ZM98 172H100V171H98ZM104 172V171H103ZM27 173V172H26ZM30 173V172H29ZM42 173V172H41ZM44 173V172H43ZM61 173V172H60ZM97 173V172H96ZM105 173V172H104ZM155 173L158 175V177H159V175H161V174H163V176L165 175V169L164 170H157V171H155ZM167 173V172H166ZM173 173V172H172ZM175 173V172H174ZM220 173V172H219ZM238 173V172H237ZM25 174V173H24ZM37 174H38V172H37ZM89 174V173H88ZM112 174V173H111ZM152 174V173H151ZM238 174H240L241 175V171H239V173ZM8 175V174H7ZM19 175V174H18ZM27 175V174H26ZM64 175V174H63ZM92 174L90 173V176H91ZM239 175V176H240ZM15 176H17V175H15ZM46 177V180H47V176L46 175H44V174H42L40 177ZM51 176V177H52ZM65 176V175H64ZM106 176V175H105ZM110 176V175H109ZM108 176V177H109ZM152 176V175H151ZM153 176H155V175H153ZM163 176H162V178H163ZM170 176V175H169ZM247 175L246 174H243V175H241L240 176V178L241 179H245V177H246ZM14 177V176H13ZM28 177V176H27ZM37 177V176H36ZM35 176H33V178H32V180H34L35 181V179L34 178H36ZM92 177V176H91ZM107 177V176H106ZM150 177V176H149ZM157 177V178H158ZM183 178L185 177V176H182ZM231 177H233V176H231ZM7 178H9V177H7ZM12 178V177H11ZM23 178V177H22ZM92 178H94V177H92ZM122 178V177H121ZM124 178H126V177H124ZM152 178V177H151ZM177 178V177H176ZM180 178V177H179ZM178 178V179H179ZM258 178H260V177H258ZM16 179H17V177H16ZM15 179V180H16ZM43 179H45V178H43ZM53 179V178H52ZM104 179V178H103ZM109 179H111V181H109L108 179V183H110V184H113L114 183V176H110L109 177ZM214 179V178H213ZM216 179H217V177H216ZM27 179H25V181H26ZM66 180V179H65ZM65 180H63V181H65ZM78 180V181H77ZM80 182H83V179H81L80 178ZM99 180V179H98ZM180 180V179H179ZM179 180H177V181H179ZM230 180V179H229ZM236 180H238V179H236ZM254 180V179H253ZM17 181V180H16ZM20 181V180H19ZM22 181V180H21ZM28 181H29V179H28ZM28 181H26V182H28ZM43 181H45V180H43ZM50 181V180H49ZM155 181V180H154ZM172 181V180H171ZM218 181V180H217ZM216 181V182H217ZM231 181H233V180H231ZM240 181H242V180H240ZM256 181V180H255ZM255 181H249L248 180V182H246L245 183V185L247 186L246 188H247V192H246V194H245V198H244V201L245 202H240L239 201V198L237 197V196H234L233 197V199H232V201H231V203L233 204V206L234 207H236V208H239L240 206H242V207H240L242 210H243V213H244V211L245 210H250V213H249V216L248 217H245V218H243V219H241V220H236L235 222H233V226H232V228L234 229V228H236V229H239V228H242V229H244L245 230V232L247 233V236H245V238H243V239H240V241L239 242H241V240H243L242 241V246H244V247H247L248 245L250 246V244L253 242V241H255L256 239V236L257 235H259L258 233H262V234H264V199L263 198H261V197H259L257 194L258 193H261L263 190H264V179H262L261 178V180L257 183V184H255L254 182ZM15 182V181H14ZM29 182H31L32 183V181L30 180ZM67 182V181H66ZM80 182H79V184H80ZM106 182V181H105ZM120 182V181H119ZM16 183V182H15ZM18 183V182H17ZM16 183V184H17ZM30 183V184H31ZM38 183V182H37ZM39 183H41V182H39ZM97 183H99L98 181H97ZM130 183L131 184H133L135 187H137L138 189H140L141 190V192H144V194L145 193H147V195L149 196V194H150V191H152L151 189H149L148 187H143L139 182H138V180H131L130 181ZM129 183V185H128V189L129 188H131L132 190H137V189H135V188H133V185H131ZM220 183V182H219ZM223 183V182H222ZM236 183V182H235ZM254 183V184H253ZM11 184V183H10ZM15 184V185H16ZM82 184V183H81ZM95 184V183H94ZM218 184V183H217ZM229 183H226V185L223 183L222 184V186L221 187H223V188H225L226 186L228 187L229 185H228ZM27 185V184H26ZM29 185V184H28ZM77 185V184H76ZM101 185V184H100ZM175 185H177V184H175ZM203 185V184H202ZM207 185V184H206ZM235 185V184H234ZM238 185V184H237ZM10 187L12 186V185H9ZM17 186V185H16ZM60 186V185H59ZM62 186V185H61ZM103 186V185H102ZM108 186V185H107ZM155 186V185H154ZM214 186V185H213ZM244 186V185H243ZM13 187V186H12ZM21 187V186H20ZM19 187V189H21L22 190V192L21 191H19V189L17 188V190L19 191V192H21L22 194H23V196L24 195H26V191L25 192H23V190H24V188H23V186H22V188H20ZM28 187V186H27ZM27 187H25V188H27ZM33 187V186H32ZM44 187V186H43ZM100 187V186H99ZM114 187V186H113ZM118 187V186H117ZM235 187V186H234ZM9 188V187H8ZM40 188V187H39ZM86 188V187H85ZM95 188H97V186L95 187ZM102 188V187H101ZM109 188V187H108ZM204 188V187H203ZM208 188V187H207ZM206 188V189H207ZM214 188V187H213ZM212 188V189H213ZM15 189V188H14ZM34 189H37L36 188V186L32 189V190H34ZM41 189V188H40ZM118 189V188H117ZM120 189V188H119ZM131 189H129V190H125L126 192H125V194H126V196H130V198H128V200H124V202H126V201H128L129 203H133V204H135V203H137L138 202V199H137V197H136V195L133 193V192H131L132 190ZM146 189H148V190H146ZM172 189V188H171ZM218 188H216V190H217ZM242 189H243V187H242ZM95 190V189H94ZM106 190V189H105ZM110 190V189H109ZM122 190V189H121ZM157 190V189H156ZM208 190V189H207ZM206 190V191H207ZM225 190V189H224ZM37 191L39 192V190L37 189ZM88 191V190H87ZM97 191V190H96ZM107 191V190H106ZM138 191V190H137ZM221 191H223V190H221ZM240 191V190H239ZM64 192V191H63ZM99 192H101V191H99ZM209 192H210V188H209ZM214 192V191H213ZM216 192V191H215ZM214 192V193H215ZM217 192H218V190H217ZM226 192V191H225ZM236 192V191H235ZM9 193H11L10 191H9ZM15 193V192H14ZM28 193V192H27ZM45 193V192H44ZM61 193V192H60ZM76 193V192H75ZM104 193V192H103ZM106 193V192H105ZM117 193V192H116ZM120 193V192H119ZM149 193V194H148ZM220 193V192H219ZM227 193V192H226ZM226 193H220V201L221 202H224V203H227L229 200H228V198H226L227 196L225 195ZM245 193V192H244ZM243 193V194H244ZM13 194V193H12ZM22 194H20L19 193V196L20 195H22ZM31 194V193H30ZM63 194V193H62ZM62 194H59V195H62ZM101 194V193H100ZM107 194V193H106ZM205 194V193H204ZM212 194V193H211ZM217 194V193H216ZM234 194V193H233ZM237 194V193H236ZM7 195H8V193H7ZM15 194H13V196H14ZM34 195H36V194H34ZM53 195V194H52ZM104 195V194H103ZM123 193H121V197L123 198ZM132 195V196H131ZM134 195H135V197H134ZM140 195V194H139ZM242 195V194H241ZM12 196V195H11ZM48 196V195H47ZM51 196V195H50ZM101 196H102V194H101ZM18 197V196H17ZM31 197V196H30ZM37 197V196H36ZM38 197H39V195H38ZM61 197V196H60ZM60 197H59V199L58 200H60ZM98 197V196H97ZM139 197V196H138ZM156 197H158L157 195H156ZM8 198H10L11 199V197H10V194H9V196H8ZM24 198H27V195H26V197H24ZM35 198V197H34ZM98 198H100V200H101V197H98ZM104 198V197H103ZM107 198V197H106ZM111 199H110V201H111V203L112 204H114L115 202L117 203L118 202V200H120L118 197H116L115 195H113V196H111L110 197ZM159 198V197H158ZM200 198V197H199ZM259 198L262 200L261 202H259ZM16 200L17 199H20L19 197L18 198H15ZM37 199V198H36ZM35 199V200H36ZM40 199V198H39ZM38 199V200H39ZM52 199V196L50 197V200ZM118 199V200H117ZM149 199H150V201L152 202V205H154V207L159 211V213H160V211H164V210H162V204H160V205H162V206H159V205H156L155 204V195H152L151 197L149 196ZM201 199V201L203 200V198L201 197L200 198ZM6 200H7V198H6ZM53 200V199H52ZM61 200H63L62 198H61ZM58 201V202H62V201ZM108 200V199H107ZM123 200V199H122ZM215 200V199H214ZM14 201V203H16V201L15 200H13ZM12 201V202H13ZM23 201H25V200H23ZM30 201H31V198H30ZM37 201V200H36ZM64 201V200H63ZM137 201V202H136ZM144 201V200H143ZM143 201H141L142 203H143ZM204 201V200H203ZM97 202V201H96ZM140 202V203H141ZM150 202V203H151ZM200 202V201H199ZM210 202V201H209ZM217 202V201H216ZM18 203V202H17ZM24 203V202H23ZM23 203H21V205H23ZM35 203V202H34ZM34 203H31V204H34ZM42 203H44V202H42L41 201V203H38V204H41V205H43ZM53 203H55V201L53 200ZM120 203H121V201H120ZM127 203V202H126ZM218 203V202H217ZM216 203V204H217ZM20 203H18V205H19ZM25 204H27V203H25ZM25 204H24V207H26L27 205H29V206H32V205H30V203H28L26 206H25ZM38 204H34V205H37V206H35V207H29V208H24L23 210H18L17 211V213L18 214H21L22 213V215L19 217V220L21 221V225H20V227L21 228H25V224H29V225H27V227L26 228H28V227H30V226H35V222H39L40 221V225H41V214L43 215V213H45L44 212V210H45V207H42V206H39ZM51 204V203H50ZM66 204V203H65ZM105 204V203H104ZM139 204V203H138ZM197 204H199V203H197ZM205 204V203H204ZM212 204V203H211ZM210 204V205H211ZM214 204V203H213ZM212 204V205H213ZM257 204H258V206H257ZM54 205V204H53ZM64 205V204H63ZM117 205L118 204H116V208H117ZM143 205H144V203H143ZM208 205V204H207ZM48 207H49V205H47ZM47 206H46V208H47ZM56 206H58V205H56ZM99 206H100V204H99ZM128 208H129V206H131V205H126ZM141 206H142V204H141ZM145 206V205H144ZM144 206L143 207H141L142 209L144 208ZM200 206H201V204H200ZM218 206H220V204L218 205ZM217 206V207H218ZM15 207V206H14ZM28 207V206H27ZM52 206L50 205V208H51ZM81 207V206H80ZM105 207H106V205H105ZM111 207V206H110ZM118 207L120 208V206L118 205ZM136 207V206H135ZM146 207H147V205H146ZM202 207V206H201ZM209 207V206H208ZM56 209H58L57 207H55ZM55 208L53 207V210H55ZM66 208V207H65ZM131 208V207H130ZM129 208V209H130ZM133 209H134V206L132 207ZM154 208V209H155ZM197 208V207H196ZM211 208V207H210ZM259 208V209H258ZM49 209V208H48ZM47 209V210H48ZM52 209V208H51ZM93 209V208H92ZM109 209V208H108ZM108 209H107V211H108ZM114 209V208H113ZM137 209V208H136ZM200 210H201V208H199ZM240 209V210H241ZM47 210H45V211H47ZM119 210V209H118ZM117 210V211H118ZM132 210V209H131ZM130 210V211H131ZM146 210V209H145ZM156 210V211H157ZM167 210V209H166ZM170 210V209H169ZM172 210H174V208H172ZM171 210V211H172ZM204 210V209H203ZM236 211H237V209H235ZM234 210V211H235ZM93 211V210H92ZM106 211V212H107ZM111 211H112V207H111V210H110V212L109 213H111ZM116 211V212H117ZM155 211V212H156ZM170 211V215L173 217L174 215H173V213ZM202 211V210H201ZM43 212V213H42ZM78 212V211H77ZM76 212V213H77ZM116 212L114 211L113 212V214L115 215L116 214ZM132 212V211H131ZM135 212H136V210H135ZM139 212V211H138ZM143 212V211H142ZM146 212V211H145ZM144 212V213H145ZM148 212V211H147ZM167 212H169L168 210H167ZM209 212V211H208ZM239 212H241V211H239ZM238 211L236 212V213H239ZM51 213H52V211H51ZM57 214H58V212H56ZM73 213V212H72ZM119 213V212H118ZM164 213V212H163ZM196 213H198V211H195V209H194V211H192L191 213H189V214H196ZM49 214V213H48ZM61 214V213H60ZM59 214V215H60ZM63 214V213H62ZM90 214V213H89ZM132 214H133V212H132ZM138 215H141V214H139V213H137ZM136 214V215H137ZM167 214V213H166ZM166 214L165 215H163V214H161V215H163V217L165 216L166 217ZM47 215V214H46ZM85 214H83V216H84ZM114 215H113V217H114ZM137 215V216H138ZM147 215V214H146ZM146 215H144V216H146ZM197 215H199V214H197ZM236 215V214H235ZM245 215V214H244ZM49 216V215H48ZM67 216H69V215H67ZM170 216V217H171ZM177 216H178V214H177ZM207 216V215H206ZM205 216V217H206ZM242 216V215H241ZM246 216V215H245ZM18 217V216H17ZM50 217V216H49ZM52 217V216H51ZM117 217V216H116ZM133 217H134V215H133ZM147 217V216H146ZM171 217V218H172ZM14 218V217H13ZM119 218V217H118ZM122 218H124V216H122ZM128 218V217H127ZM126 218V219H127ZM148 218V217H147ZM170 218V219H171ZM185 218V217H184ZM183 218V222H182V225H179L180 224V222H179V224H178V222H176L175 220L173 221V226H171V227H169V229L171 230V232H172V234H175L176 236H177V240H174V241H177V242H175V243H177V245H178V247H180L181 249H182V252L184 251V252H186V253H183V256L181 257V258H176V260H173V262H170V263H162V264H179L181 261V263L180 264H195L194 262L195 261H197V259H198V252L197 251H208V254L207 255H209V256H212V258H211V260H210V262H211V264H220V263H222V264H238V262H236L235 260H233L232 259V255H234L233 253H227L225 250H217V249H213L214 251H212V245L211 244H214L213 242H210L209 243V245H211L210 247L208 246V245H206L207 243H208V241L209 240H211L212 238H218V239H221L222 237H223V235L221 234L223 231L221 230V229H215V231L216 232H214V237H212V238H210V236L208 237L207 235V233H205L204 231L202 232V235L201 236H198V238L197 237H195L194 239H192L193 241L191 242L190 240H188V241H190V243L188 244V242H185V246H187V248H185L182 244V242H184V240H182L181 239V237L179 236V235H181L182 233H184V231H182V229L186 226V222H187V219L185 220ZM204 218V217H203ZM213 218V217H212ZM54 219V218H53ZM64 219V218H63ZM87 219H89V218H87ZM142 219V218H141ZM151 219V218H150ZM165 219V218H164ZM207 219V218H206ZM70 220V219H69ZM77 220V219H76ZM91 220V219H90ZM116 220V219H115ZM133 220V219H132ZM146 220V219H145ZM149 220V219H148ZM205 220V219H204ZM211 220V219H210ZM71 221V220H70ZM83 221V220H82ZM108 222H110L111 221V219H109L108 218V220H107ZM113 221V220H112ZM134 221V220H133ZM151 221H153V218H152V220ZM150 221V222H151ZM207 221V220H206ZM104 222V221H103ZM149 222V223H150ZM208 222V221H207ZM207 222H205L206 224H208ZM231 222V221H230ZM1 223V222H0ZM43 223H45L46 224V222H43ZM65 223V222H64ZM68 223H70V222H68ZM80 223H81V221H80ZM87 223V222H86ZM114 223V222H113ZM139 223V225H140V223H142L141 224V229H143L142 228V225L144 224V223H147V222H138ZM138 223L136 224L135 223V225H137L138 227H139V225H138ZM172 223V222H171ZM204 223V224H205ZM67 224V223H66ZM79 224V223H78ZM104 225H106V223L104 222L103 223ZM108 224V223H107ZM148 224V223H147ZM38 225V224H37ZM43 225V227H44V224H42ZM47 225V227L49 226L48 224H46ZM45 225V226H46ZM75 225V224H74ZM128 225V224H127ZM18 226V225H17ZM50 226H52L53 227V225H50ZM67 226V225H66ZM79 226H81L82 227V225H79ZM107 226H109V224L108 225H106V226H104V228L103 229H106L105 227H107ZM117 226H119V225H117ZM137 226H135V227H137ZM144 226V225H143ZM37 226H35L34 228L35 229H37V231H38V228H36ZM38 227H39V225H38ZM41 227V228H40ZM39 228L41 229V231H45L47 228L45 227V229H43L42 228V226H40ZM128 227V226H127ZM129 227H130V225H129ZM128 227V228H129ZM134 227V226H133ZM135 227H134V229H135ZM144 227H150L149 225H145ZM60 228V227H59ZM74 228V227H73ZM109 228V227H108ZM112 227H110V229H111ZM123 229V230H131V229ZM140 228V227H139ZM52 229V228H51ZM98 229V228H97ZM134 229H132V230H134ZM140 229V230H141ZM209 230H208V232H211V229H212V231H213V228H208ZM1 230H3L2 228H1ZM0 230V231H1ZM12 230V229H11ZM27 230V229H26ZM30 230V229H29ZM54 230V229H53ZM63 230H65V229H63ZM62 230V231H63ZM109 230V229H108ZM122 229H121V231H123ZM137 230H139L138 228L136 229V231ZM201 230V229H200ZM199 230V231H200ZM206 230V229H205ZM243 230V231H244ZM28 231V230H27ZM49 229L47 230V234H49ZM92 231L93 230H89V231H87L86 233H85V237H84V239L85 240H83V241H81L82 239L80 238L79 240L80 241H71L70 243L71 244H64V246H61V247H57V249L56 250H58V255L59 256H57V257H55V256H50L49 254H42L43 256H41V259H39L38 261H41L43 264H50V263H53V264H113L114 263V260H113V258L112 257H100V255H95V251H92L93 249H94V247H93V249L90 251V256L86 259V260H84V261H80L79 259H84L83 258V256H84V253H85V250L87 249V246H85V242L87 243V241L89 242L90 241V237H92L91 236V234H92ZM117 231H119L118 229H117ZM242 231V232H243ZM9 232H11L10 230L6 233V234H0V244H3L4 245V243H6L7 242V240L6 239H8L9 238ZM35 232H36V230H35ZM65 232V231H64ZM124 232V231H123ZM129 232V231H128ZM131 232V231H130ZM252 232H256V234H254L253 236H251V234H252ZM44 233V232H43ZM54 233H55V231H54ZM58 234H59V232H57ZM109 233H111V232H109ZM213 233V232H212ZM251 233V234H250ZM9 234V235H8ZM50 234H52V232H50ZM62 234V233H61ZM72 234H74V233H72ZM83 234V233H82ZM107 234V233H106ZM189 234V233H188ZM207 234V235H206ZM35 235V234H34ZM39 235V234H38ZM68 235V234H67ZM191 235V234H190ZM211 235V234H210ZM242 235V234H241ZM244 235V234H243ZM20 236V235H19ZM52 236V235H51ZM104 236V235H103ZM166 236V235H165ZM213 236V235H212ZM23 236H21L20 238H22ZM26 237H27V234H26ZM41 237V240L42 241H44V240H46V243H50V241H48L47 242V240L49 239V237L47 236H45V235H42V236H40ZM67 237V236H66ZM72 237V236H71ZM77 237V236H76ZM82 237V236H81ZM105 237V236H104ZM139 237V236H138ZM228 237V236H227ZM11 239L13 238V236H11L10 237ZM15 238V237H14ZM28 238V237H27ZM30 238V237H29ZM33 238V237H32ZM52 238H54V237H52ZM56 238H58V237H56ZM59 238H61V237H59ZM79 238V237H78ZM100 237H98V239H99ZM102 238V237H101ZM101 238H100V240H101ZM116 238V237H115ZM73 239V238H72ZM93 239V238H92ZM104 238H102V240H103ZM189 239V238H188ZM213 239V240H214ZM228 239V238H227ZM263 239V238H262ZM10 240V239H9ZM32 240V239H31ZM62 240V239H61ZM99 240V241H100ZM129 240V239H128ZM137 240V239H136ZM70 241V240H69ZM98 241V240H97ZM187 241V240H186ZM263 241V240H262ZM34 242V241H33ZM37 242V241H36ZM118 242V241H117ZM260 242V241H259ZM40 244L42 243L41 241L39 242ZM61 242H59L58 244H60ZM90 243H93V242H91L90 241ZM88 244V246H90L91 244ZM94 243H97V242H94ZM100 243H104L103 241L102 242H100ZM100 243H99V246H101L100 245ZM128 243H130V242H128ZM132 243V242H131ZM98 244V243H97ZM96 244V245H97ZM194 245V246H196L197 248H195V247H192L191 245ZM7 245H8V243H7ZM45 245V244H44ZM104 245H105V243H104ZM120 245V244H119ZM168 245V244H167ZM41 246H43V245H41ZM40 246V247H41ZM54 246V245H53ZM56 246V245H55ZM60 246V245H59ZM91 246H93V245H91ZM98 246V247H99ZM103 246V245H102ZM101 246V247H102ZM153 246V245H152ZM160 246V245H159ZM10 247V246H9ZM101 247H99V248H101ZM164 247H165V245H164ZM11 248V247H10ZM13 248V247H12ZM155 248V246H153V249ZM160 248V247H159ZM257 248V247H256ZM96 249V248H95ZM94 249V250H95ZM102 249H103V247H102ZM102 249H100V250H102ZM264 249V248H263ZM50 250V249H49ZM97 250V249H96ZM99 250V251H100ZM178 250V249H177ZM176 250V251H177ZM210 250V251H209ZM4 252H5V250H3ZM45 251V250H44ZM88 251V250H87ZM98 251V250H97ZM96 251V252H97ZM98 251V252H99ZM133 251V250H132ZM181 251V250H180ZM8 252V251H7ZM11 252V251H10ZM259 252H260V250H259ZM12 253V252H11ZM28 253H30V252H28ZM36 253V252H35ZM87 253V252H86ZM100 253H101V251H100ZM180 253V252H179ZM26 254V253H25ZM38 254V253H37ZM133 254V253H132ZM26 255H28V254H26ZM63 255V256H62ZM86 255V254H85ZM179 255V254H178ZM219 255H221V261H215V258L217 259V257L219 256ZM1 256H2V254H1ZM6 256H14V255H12V254H9V255H6ZM33 256V255H32ZM81 256V257H80ZM103 256V255H102ZM191 256L193 257L191 260H193V261H191V260H187V259H189V258H191ZM177 257V256H176ZM251 257L253 258V259H257L258 258V256L256 255V253H255V255H251ZM9 258H12V257H9ZM9 258H7V259H9ZM14 258H16L15 260L14 259H9V260H6V261H0V264H27L26 262H23L22 260H20V259H18L16 256H14ZM47 258V259H46ZM49 258V259H48ZM173 258V257H172ZM184 258V259H183ZM26 259V258H25ZM24 259V260H25ZM37 259V258H36ZM93 259V260H92ZM166 259H168V257H166ZM183 259V260H182ZM128 260V259H127ZM262 260H263V258H262ZM29 261V260H28ZM38 261H35V262H37V264L39 263L40 264V262H38ZM45 263H44V262ZM80 261V262H79ZM256 261V260H255ZM75 262H78V263H75ZM209 262V261H208ZM259 262V261H258ZM261 262V261H260ZM132 263V262H131ZM205 263H206V261H205ZM204 263V264H205ZM242 263V262H241ZM138 264H139V262H138ZM157 264V263H156ZM209 264V263H208ZM255 264V263H254Z\"/></svg>",
    "mask_w": 264,
    "mask_h": 264
}]
</instances>
